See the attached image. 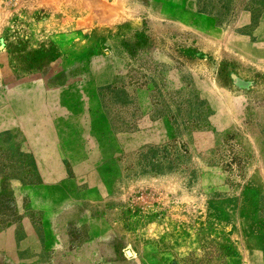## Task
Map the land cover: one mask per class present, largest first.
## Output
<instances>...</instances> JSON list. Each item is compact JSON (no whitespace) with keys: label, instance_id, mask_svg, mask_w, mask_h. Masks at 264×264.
<instances>
[{"label":"rangeland","instance_id":"374dc122","mask_svg":"<svg viewBox=\"0 0 264 264\" xmlns=\"http://www.w3.org/2000/svg\"><path fill=\"white\" fill-rule=\"evenodd\" d=\"M141 261L264 264V0H0V264Z\"/></svg>","mask_w":264,"mask_h":264},{"label":"crops","instance_id":"0c3cea01","mask_svg":"<svg viewBox=\"0 0 264 264\" xmlns=\"http://www.w3.org/2000/svg\"><path fill=\"white\" fill-rule=\"evenodd\" d=\"M138 256H139V255H138ZM141 262H142V264H144V263H145V264H147V262H146V261H141Z\"/></svg>","mask_w":264,"mask_h":264}]
</instances>
